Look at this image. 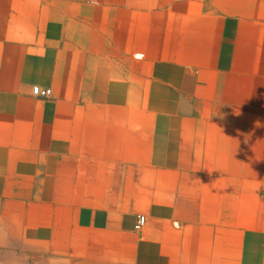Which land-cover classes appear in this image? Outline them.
<instances>
[{"label": "crops", "instance_id": "crops-1", "mask_svg": "<svg viewBox=\"0 0 264 264\" xmlns=\"http://www.w3.org/2000/svg\"><path fill=\"white\" fill-rule=\"evenodd\" d=\"M0 264H264V0H0Z\"/></svg>", "mask_w": 264, "mask_h": 264}, {"label": "built area", "instance_id": "built-area-1", "mask_svg": "<svg viewBox=\"0 0 264 264\" xmlns=\"http://www.w3.org/2000/svg\"><path fill=\"white\" fill-rule=\"evenodd\" d=\"M32 94L40 98H49L51 96V90L49 88H40L39 86H34L32 88ZM143 223L144 218L139 216L135 228L140 230Z\"/></svg>", "mask_w": 264, "mask_h": 264}]
</instances>
